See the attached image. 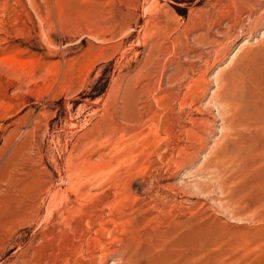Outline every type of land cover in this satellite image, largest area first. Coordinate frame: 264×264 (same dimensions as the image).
I'll list each match as a JSON object with an SVG mask.
<instances>
[{"label": "rangeland", "instance_id": "1", "mask_svg": "<svg viewBox=\"0 0 264 264\" xmlns=\"http://www.w3.org/2000/svg\"><path fill=\"white\" fill-rule=\"evenodd\" d=\"M89 256L264 264V0H0V264Z\"/></svg>", "mask_w": 264, "mask_h": 264}, {"label": "bare ground", "instance_id": "2", "mask_svg": "<svg viewBox=\"0 0 264 264\" xmlns=\"http://www.w3.org/2000/svg\"><path fill=\"white\" fill-rule=\"evenodd\" d=\"M153 92H154V91H153ZM152 95H153V93H152ZM155 99H156V98H155ZM147 126H148V125H147ZM150 127H152V126L150 125ZM150 127H149V128H150ZM155 127H156V129H155V130H156V131H155L156 133H155L154 137H153V136H150V137H153V139L155 138L156 134L158 133V128H159V126L156 124ZM146 128H147V127H146ZM149 128H147V129H149ZM151 129H152V128H151ZM149 131H150V129H149ZM149 131H147V132L145 131V132L148 133ZM153 131H154V130H153ZM153 131H152V132H153ZM145 132H144V133H145ZM152 132H151V133H152ZM187 133H190V132L188 131ZM153 134H154V133H153ZM149 135H151V134L149 133ZM151 139H152V138H151ZM148 140H149V139H148ZM152 142H153V141H152ZM154 145H155V144H154ZM156 145H157V144H156ZM148 146H149V145H148ZM87 223H88V222H87ZM102 223H103V222H102ZM87 228H88V227H87ZM80 229H81V228H80ZM80 229H79V230H80ZM82 229H83V228H82ZM78 233H79V232H78ZM46 240H47V239H46ZM92 241H93V240H92ZM94 242H95V241H93V243H94ZM72 243H73V242H72ZM94 245H95V244H94ZM72 246H73V248H72L73 252H77V248H78V246L75 245V243H73ZM43 247H44V246H43ZM61 250H62V249H61ZM91 251H92V250H91ZM91 251H90V252H91ZM93 252H94V251H93ZM95 252H96V251H95ZM62 253H64V252H62ZM87 253H89V252H87ZM91 253H92V252H91ZM58 258H59V257H58ZM60 259H61V258H60ZM60 259H57V262L61 261ZM62 259H63V258H62ZM78 259H79V258H78ZM94 259H95L94 256H89V257H88V263H87V264H92L93 261H94ZM81 260H82V258H81ZM81 260H78V263H77V264H85L84 261H81ZM76 261H77V260H76ZM53 262H54V261H53ZM75 263H76V262H75ZM93 264H94V263H93Z\"/></svg>", "mask_w": 264, "mask_h": 264}]
</instances>
